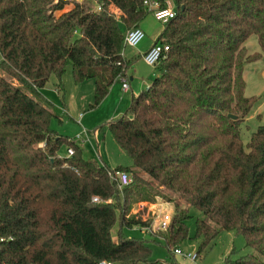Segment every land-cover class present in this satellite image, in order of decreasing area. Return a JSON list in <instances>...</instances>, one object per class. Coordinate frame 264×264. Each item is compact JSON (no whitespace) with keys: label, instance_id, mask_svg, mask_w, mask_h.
Masks as SVG:
<instances>
[{"label":"trees","instance_id":"1","mask_svg":"<svg viewBox=\"0 0 264 264\" xmlns=\"http://www.w3.org/2000/svg\"><path fill=\"white\" fill-rule=\"evenodd\" d=\"M94 1L99 10L92 0H0V264H178L173 247L193 239L197 257L221 230L257 253L222 264H264V125L244 144L240 137L255 101L243 94L244 66L264 54V0H154L173 5L155 42L168 50L150 83L106 123L131 162L114 169L49 128L53 112L40 92L51 74L61 89L69 65L75 85L92 81L93 108L124 79L134 58L122 55L119 23L140 27L149 12L144 0ZM251 34L260 52L244 46ZM63 144L69 157L57 154ZM109 170L130 182L118 190ZM157 197L173 203L166 228L147 233L162 239L164 262L144 238L122 233L150 224L130 209ZM186 207L199 213L190 237Z\"/></svg>","mask_w":264,"mask_h":264},{"label":"rangeland","instance_id":"2","mask_svg":"<svg viewBox=\"0 0 264 264\" xmlns=\"http://www.w3.org/2000/svg\"><path fill=\"white\" fill-rule=\"evenodd\" d=\"M171 5V2L167 3V7H171ZM68 7L70 5H66L65 9ZM91 8L99 10V6L94 0L91 2ZM106 9L114 16H117L118 11L111 4H108ZM145 19L151 20V28L154 27V30L161 26V23L155 21L150 14L146 15ZM119 25L124 34L125 29L120 23ZM244 46L249 53L260 52L255 35H249L244 41ZM131 51H134L131 50V47L125 46L122 48V53L126 56H129L128 54ZM134 70V74L131 73L125 78L130 86V91L122 94L120 87L122 79H118L110 85L105 97L93 108H90L93 100L92 81H85L75 85L71 77L70 66L67 65L61 77V89L57 90L55 86L57 79L51 74L40 89L41 95L48 101V108L53 112V116L49 120V128L69 140H74V137L83 129L85 130V135H81L83 141H75L80 146L83 158L94 159L98 163L106 165L109 169H114L118 166H130L129 158L114 141L106 123L122 114L129 105L131 93L136 95L138 90L145 88L156 74L154 67L146 65L142 61L134 64ZM128 77H131L130 81L127 79ZM243 79L245 83L244 96L255 98L241 123L240 137L244 144L251 131L258 125H264V54L261 53L257 60L245 64ZM12 82L16 84L15 81ZM65 149L66 145H61L57 152L58 156H66ZM179 202L182 204V201ZM186 209L191 216L186 219L190 237L193 235L194 217L198 216L199 213L193 208L186 207ZM139 210L142 212L141 216L143 219L149 218L152 222L164 213L170 219L173 213V203L157 197L154 203L138 202L132 205L130 214ZM117 228L118 223L116 222L110 231L113 239ZM155 231L157 230L154 229L153 232ZM122 233L135 239L144 238L151 249L152 259L157 262L168 260L169 256L163 244L155 242L162 241L160 237L148 235L143 230H138L135 226L130 229L123 228ZM175 247L184 255L195 254L196 241L189 238ZM246 253L257 255L251 247L245 245L241 235L233 231L221 230L194 261L182 255L174 254L173 256L178 264H222L227 257L234 259ZM259 257L264 261V257ZM136 264L146 263L138 262Z\"/></svg>","mask_w":264,"mask_h":264},{"label":"built area","instance_id":"3","mask_svg":"<svg viewBox=\"0 0 264 264\" xmlns=\"http://www.w3.org/2000/svg\"><path fill=\"white\" fill-rule=\"evenodd\" d=\"M63 2H68L69 4L71 2H79L81 0H61ZM168 3V2H167ZM143 5L149 12V14L152 16V18L155 21H158L162 25L170 18L174 16V9L173 7H165L160 8L158 6V3L154 0H144ZM144 33L143 31L138 27H132L130 29L125 30V33L123 34L122 38V45L123 47H136L137 44L143 39ZM168 50L167 45L161 44V43H153L150 47H148L145 51H143L140 55L142 61L150 66L154 67L156 63L159 61V59L164 56L165 52ZM129 88L128 82L124 79L121 81V89L123 91H126ZM80 117V115H79ZM81 135H85V130L81 129L80 132L74 137L73 141H83V137ZM73 153V150L71 147L67 146L65 149V154L67 157H69ZM107 175L110 179V181L116 186L118 190H120L122 187L126 186L130 182L129 175L124 171H116V170H109L107 172ZM91 201L97 202L99 201L98 198L93 197L91 198ZM169 222V217L167 214H162L153 222L151 221L148 226H135L138 228V230H143L145 233H151L154 231V229L158 230H164ZM173 254L176 255H182L183 257H186L190 259L191 261H194L196 259V254H182L178 248H174L171 250ZM98 264H112L111 262L107 261H99Z\"/></svg>","mask_w":264,"mask_h":264},{"label":"crops","instance_id":"4","mask_svg":"<svg viewBox=\"0 0 264 264\" xmlns=\"http://www.w3.org/2000/svg\"><path fill=\"white\" fill-rule=\"evenodd\" d=\"M140 28L143 30V33H144L143 39L137 44L136 47H131V50H134V51H131L128 54L129 56H126V55H124V53H122V55H123L124 58H127V59L128 58H134V60L132 61L131 65H129V67L126 69V71H125V77L124 78H126L127 75H129L131 73L134 74V72H135V70H134V64L137 63L138 61H142V59L140 57L141 53L143 51H145L148 47H150L153 43L156 42L157 36L159 35L160 31L162 30L163 25L161 24L160 27H158V28H156V30H154V27L151 28V20L150 19H144L140 23ZM118 79H121V78H117L115 81H117ZM127 79L130 81L131 80V77H128ZM120 87H121V84H120ZM130 90L131 89H130V86H129V88L126 91H123L121 89V92H122V94H126ZM140 90L141 89H139L138 92ZM131 96H133L132 93L130 95V98H131Z\"/></svg>","mask_w":264,"mask_h":264},{"label":"water","instance_id":"5","mask_svg":"<svg viewBox=\"0 0 264 264\" xmlns=\"http://www.w3.org/2000/svg\"><path fill=\"white\" fill-rule=\"evenodd\" d=\"M231 118H233L232 116H230Z\"/></svg>","mask_w":264,"mask_h":264}]
</instances>
